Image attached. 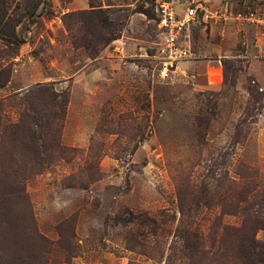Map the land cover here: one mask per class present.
I'll return each mask as SVG.
<instances>
[{
    "label": "rangeland",
    "instance_id": "374dc122",
    "mask_svg": "<svg viewBox=\"0 0 264 264\" xmlns=\"http://www.w3.org/2000/svg\"><path fill=\"white\" fill-rule=\"evenodd\" d=\"M32 1L0 0V264H236L244 224L264 251V26L233 18L264 0H203L232 17L167 79L159 0Z\"/></svg>",
    "mask_w": 264,
    "mask_h": 264
},
{
    "label": "built area",
    "instance_id": "2783aa9c",
    "mask_svg": "<svg viewBox=\"0 0 264 264\" xmlns=\"http://www.w3.org/2000/svg\"><path fill=\"white\" fill-rule=\"evenodd\" d=\"M185 8L181 9L176 0H159L156 6L158 28L163 36L158 52L159 73L163 79L170 78L179 63L195 57L192 49L190 28L196 24H209L222 18L230 19L232 15L213 12L203 0H186ZM240 24L256 23L264 26V19L255 13H238L233 17Z\"/></svg>",
    "mask_w": 264,
    "mask_h": 264
},
{
    "label": "trees",
    "instance_id": "16d2710c",
    "mask_svg": "<svg viewBox=\"0 0 264 264\" xmlns=\"http://www.w3.org/2000/svg\"><path fill=\"white\" fill-rule=\"evenodd\" d=\"M36 2H37V0H33L32 1L31 6H30L31 9H33V7H35V4H36V10L38 9L39 6H37ZM91 6L93 7V9L91 10V13H89V12L86 13L85 12L83 14L87 15V16L90 15L91 17L98 18V22H100V25L102 27H105V28L109 27L110 28L113 24H112V22H110L108 17H105V18L103 17L102 13H104V12L102 11V9L94 8L95 7L94 5H91ZM31 9L27 10V11H29V12H27L29 15L32 14L30 12ZM3 17L4 16H2V19H3ZM15 36H16L15 32L9 33V40H12V38H14ZM116 39H117L116 34H112L111 33L106 41L109 44V43H111L112 41H114ZM22 42H23L22 40H19L18 41V45H20ZM56 97H57V95H54L53 98L55 99ZM67 104H68V99L66 97L65 102H64V108L67 106ZM25 125L27 126V123ZM36 135H39V133L34 132L33 136H36ZM34 140H30V141L33 142ZM36 150H39L38 144H37V149H35V151ZM4 201H5V198L0 199V206L3 204ZM0 209H1V207H0ZM0 212H1V210H0ZM253 230H256V227H253V226L250 227V225H247V224H244L241 228H238V229L235 228V227H229V226L225 227L224 233L222 234V236H221V238L219 240L221 251H224L225 243H226L227 239L230 240L229 237H233L234 236V235H229L230 232H234L236 237H238V240L236 242L234 240V242H235L234 251L237 249V254L233 255L234 256V260L233 261L236 264H257V263H263L264 262V251L262 249V245L257 242V240H256V238L254 236V232L255 231H253ZM42 239H45V238L42 236ZM232 245L233 244L231 243V246ZM47 249H48V245L46 244L45 245V250H44L45 253H46ZM221 251L219 250L218 253L221 252ZM193 253L194 254L198 253L196 248L194 249Z\"/></svg>",
    "mask_w": 264,
    "mask_h": 264
},
{
    "label": "crops",
    "instance_id": "0c3cea01",
    "mask_svg": "<svg viewBox=\"0 0 264 264\" xmlns=\"http://www.w3.org/2000/svg\"><path fill=\"white\" fill-rule=\"evenodd\" d=\"M89 73H91V72H89Z\"/></svg>",
    "mask_w": 264,
    "mask_h": 264
}]
</instances>
